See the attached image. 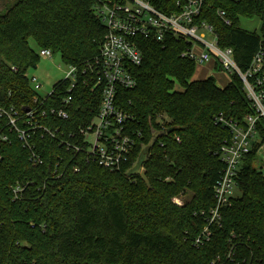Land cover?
<instances>
[{
  "label": "trees",
  "instance_id": "obj_1",
  "mask_svg": "<svg viewBox=\"0 0 264 264\" xmlns=\"http://www.w3.org/2000/svg\"><path fill=\"white\" fill-rule=\"evenodd\" d=\"M151 1L166 12L179 10L176 0ZM93 5L94 0H15L0 11V106H13L19 115L33 107L27 73L40 62V49L60 54L66 65H81L99 53L107 30ZM255 16L262 21L259 32L241 27V17ZM198 20L214 25L218 45L233 48L243 70L264 46V0H204ZM136 41L142 51V63L131 70L136 85L120 87L117 104L140 122L144 138L122 170L87 162L84 154L39 134L33 142L43 164L33 166L17 132L0 117V132L7 135L0 139V264H264V174L254 166L264 144L261 122L260 142L239 171L241 197L223 208L212 240L194 244L206 223L201 212L215 204L213 187L224 168L219 151L231 136L214 118L222 113L243 120L252 113L241 79L233 74L219 87L213 76L194 78L196 64L181 55L189 44L172 33L162 41ZM99 103L98 94L79 85L70 120L49 116L44 122L72 129L87 123ZM158 114L168 116V131L158 129ZM145 147L149 185L141 175L127 176ZM27 181L33 183L26 195L14 199L10 185ZM188 190L192 195L183 205L172 201Z\"/></svg>",
  "mask_w": 264,
  "mask_h": 264
},
{
  "label": "built area",
  "instance_id": "obj_2",
  "mask_svg": "<svg viewBox=\"0 0 264 264\" xmlns=\"http://www.w3.org/2000/svg\"><path fill=\"white\" fill-rule=\"evenodd\" d=\"M203 1L176 0L174 7L179 10L166 12L151 0H94L93 11L107 30L99 53L81 65H66L68 70L65 75L54 83L47 95L39 93L42 84L38 78L28 76L35 94L33 107L27 108L23 115H19L13 106H0V117H5L7 125L17 132L33 166L43 164V158L33 142L34 136L39 134L40 138L50 136L75 154H84L87 162H97L110 171H119L129 162L137 143L144 138L140 122L117 104L119 88L136 85L131 70L142 63L137 38L150 37L162 41L167 33H172L187 41L189 45L181 55L194 61L196 67L214 61L222 71L238 75L252 113L243 120L228 119L222 113L214 118L216 124L229 128L231 136L224 140L219 151L224 168L213 187L214 206L201 212L206 217V223L194 240L197 246L212 240L213 226L220 224L221 211L231 204L233 191L238 188L243 160L260 142L259 122L264 128V46L261 45L253 55L250 65L245 70L241 69L234 59L233 48L218 45L214 25L207 20H198ZM218 15L226 24H231L224 10H219ZM39 55L41 58L53 57L48 48L40 49ZM79 85L89 87L90 92L98 94L100 103L97 113L87 123L77 124L69 130L49 122L46 124L44 120L49 116L55 120H70ZM168 121L167 115H157L156 124L161 132L168 131ZM0 139L7 140V135L0 132ZM175 139L178 142L181 140L178 136ZM74 170L79 171L80 168L76 166ZM32 183L10 185L14 199H22ZM180 195L172 198L177 205L184 203L180 201ZM233 249L231 245L228 257Z\"/></svg>",
  "mask_w": 264,
  "mask_h": 264
},
{
  "label": "rangeland",
  "instance_id": "obj_3",
  "mask_svg": "<svg viewBox=\"0 0 264 264\" xmlns=\"http://www.w3.org/2000/svg\"><path fill=\"white\" fill-rule=\"evenodd\" d=\"M15 0H0V11H5V9L10 6ZM262 21L260 17L255 16L253 18L241 17L240 25L243 29L248 31H260ZM32 45L33 42H31ZM209 64H205L203 67H196V71L194 74V78H202L204 75L214 76L219 83H227L231 80V75L229 73H225L219 67L213 68L210 71L208 66ZM67 66L62 62L61 55L55 54L52 58H44L40 59V62L35 68L29 69L27 76H36L39 82L42 84L39 93L41 95H47L49 91H51L55 82L61 80L67 71ZM169 119V118H168ZM254 166L263 172L264 174V144L259 147L256 155V159L254 161ZM186 194H182L179 196L181 202L185 201L186 198H189L192 195L191 191H186ZM242 192L239 188L234 189L233 197L239 198L241 197Z\"/></svg>",
  "mask_w": 264,
  "mask_h": 264
},
{
  "label": "water",
  "instance_id": "obj_4",
  "mask_svg": "<svg viewBox=\"0 0 264 264\" xmlns=\"http://www.w3.org/2000/svg\"><path fill=\"white\" fill-rule=\"evenodd\" d=\"M157 137H156V139H157ZM149 151H150V147H145L143 149L142 153L140 154L139 161L136 164V166L133 169L129 170L128 173H127L128 177H130L133 174L141 175L143 177V180L145 181V183L147 185H149V180L145 176L144 170L142 169V163L145 160V158H147V155L149 154Z\"/></svg>",
  "mask_w": 264,
  "mask_h": 264
},
{
  "label": "crops",
  "instance_id": "obj_5",
  "mask_svg": "<svg viewBox=\"0 0 264 264\" xmlns=\"http://www.w3.org/2000/svg\"><path fill=\"white\" fill-rule=\"evenodd\" d=\"M207 64H209L208 66H209V68H210V71L212 70V67L213 68H217L216 67V65H215V62L214 61H211V62H208ZM204 66V65H203ZM203 66H200V67H203ZM226 73V72H225ZM227 74V73H226ZM209 76H211V75H209ZM207 77V75H204L202 78H196V79H203V78H206ZM214 77V76H213ZM216 79V78H215ZM216 83H217V85L219 86V87H225L226 85H227V83H229V81L226 83H219V82H217V80H216Z\"/></svg>",
  "mask_w": 264,
  "mask_h": 264
}]
</instances>
